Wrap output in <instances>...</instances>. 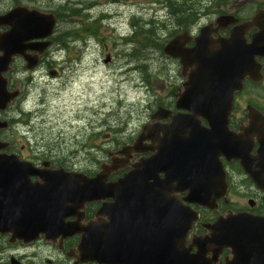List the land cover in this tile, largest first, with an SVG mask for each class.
I'll return each mask as SVG.
<instances>
[{"label":"water","instance_id":"obj_1","mask_svg":"<svg viewBox=\"0 0 264 264\" xmlns=\"http://www.w3.org/2000/svg\"><path fill=\"white\" fill-rule=\"evenodd\" d=\"M18 9L0 16V24L10 26V31L0 37L3 52L0 56V110L13 98L5 92L1 73L13 56L22 54V41L36 37H28L26 32L45 26L51 29L54 23L46 24L42 15ZM232 19L221 16L215 23L231 24ZM209 27L201 28L191 48L185 47L189 41L186 34L174 37L163 48L165 55L178 59L184 68H193L183 93L176 100V107L189 114L172 117L168 127L145 125L133 143V150L145 152L138 146L150 139L157 143L155 153L131 165V170L122 178L107 181L118 168L115 159H111L110 166L102 165L99 173L88 178L80 173L40 172L28 162L0 156V232L16 236L67 232L68 225L62 222L71 211L86 202L110 199L112 204L99 211V214H109L108 224L85 230L73 227V232L83 231L82 249L91 246L98 251L106 239L105 256L127 264H212L223 242L234 254V260L228 264H243L249 257L261 261L264 252L254 249L264 248V219H253L242 213L208 226L209 235L201 238L196 253L189 255L183 243L197 214L169 196L172 192H185L183 201L187 204L212 209L227 191L220 156L227 161L238 160L244 173L264 192V139L259 141L261 147L251 158L243 148L244 141L228 133L225 125L233 94L241 90L242 81L246 77L259 80L255 58L264 57V7L250 21L234 27L228 38L217 40V49L209 38ZM252 28L257 32L246 44L243 32ZM164 113L165 110L158 107L151 120L163 119ZM199 118L207 121L208 128L199 125ZM4 125L0 122V127ZM158 132L162 137H158ZM257 135L264 138L261 132ZM128 150L123 148L116 154L129 158ZM160 174L163 178H159ZM30 177H37L42 183H31ZM255 237L263 244L249 246V240ZM196 242L193 240L194 244ZM248 248L250 250L246 251ZM210 249L213 259L206 258ZM87 255L94 260L103 254L90 252Z\"/></svg>","mask_w":264,"mask_h":264},{"label":"flooded vegetation","instance_id":"obj_2","mask_svg":"<svg viewBox=\"0 0 264 264\" xmlns=\"http://www.w3.org/2000/svg\"><path fill=\"white\" fill-rule=\"evenodd\" d=\"M7 1L10 4L6 6L2 5L0 1V16L18 7L20 8L18 11H30L42 15L46 19V24L52 21L54 23L51 29L45 26L43 29L37 27L36 30L30 29L27 31L26 35L28 37H36L22 41V54L13 56L9 67L1 74L5 92L14 94V96L5 109L0 111V121L5 124L0 127V142L3 145V150H0V156L14 157L18 162H28L40 172L84 173L88 177H92L97 172L79 171L73 167L57 164L53 157L55 155L53 152H49V155H43L42 157H38L36 154H34L36 155L35 157L33 155L30 156L27 152H24L23 146L19 149L13 141V137H17L18 134L25 137L27 135L23 134L26 132L25 129L31 128L30 124L37 121L38 105L36 102H43V99H37L39 97L37 89L40 88L42 93H44L45 89L55 83L65 69L70 75H76L77 70L81 67V62L70 57L67 53L64 56L68 43H65L62 39L68 32L61 33L59 25L61 20L67 18L68 10L65 11L64 8L54 10L53 8L45 7L40 0ZM257 12L254 11V13L245 17L237 11H223L222 14L217 15L213 20L204 24H199V19L194 20L187 26L175 27L173 34L178 33L174 36L186 34L189 41L185 44V47L191 48L194 45V38L199 34L200 28L210 25L209 38L215 43L214 49H217V40L228 38L230 31L234 27L249 21ZM76 13L79 15L80 11H76ZM225 15L231 16L232 20L236 21L231 24L223 25L221 23L217 25L215 20L219 16ZM9 31V25L0 24V37ZM256 32L257 29L255 28L243 32V39L246 44L250 43ZM174 36L169 35L171 38ZM88 48L87 46L85 52H88ZM1 55L2 52L0 51ZM169 59L175 61L179 66V86L176 88V92L171 93V101L160 106L165 110L163 119L151 121L150 118L153 112L150 114L149 121L146 123L149 124V127H168L171 124L172 117L189 114L187 110L176 107V98L183 93L184 86L187 84L189 74H191L193 68H184L179 60ZM59 60H61L60 63L58 62ZM255 60L259 65V80L254 81L251 78L243 80L241 90L233 94L232 108L226 115L225 121L227 132L244 141L243 148L247 149L251 157L256 156V152L260 147L259 141L263 139L257 134L259 132L264 134V57H256ZM41 114L42 111L39 112L38 116L40 117ZM254 118L258 120V126L255 125L253 128V125L256 124ZM198 120L201 127H208L205 119L199 118ZM158 135V137H162L161 132H158ZM132 142L128 145H131ZM156 146L157 143L146 139L138 146V148L146 150L144 154H132L129 161L125 163L126 166L117 169L115 173L108 177L107 181L114 182L123 177L130 170L129 164H134L143 157H150L155 153L154 148ZM220 161L223 165L228 190L226 196L218 200L212 209L200 205H187L183 201L185 192H173L169 195L174 198L177 204L183 207L189 206L190 211L198 216L191 224L184 238L183 249L187 250L189 255L195 254L197 245L202 242L201 238L209 235L207 227L214 225L220 219H227L236 213L246 214L257 220L264 219V192L258 189L250 178L244 174L238 160L226 161L225 157L220 156ZM162 176L161 174L160 177ZM30 182L42 183L37 177H30ZM166 187H169V185ZM172 187L176 186L172 185ZM233 190H236V193L242 191L244 193L243 196L248 197L244 205L235 207V203L228 198L231 192L233 193ZM112 202L113 200L110 199L93 200L71 211L62 222L64 225H68L67 232H55L54 234L41 232L35 236L26 233L16 236L11 232H0V264H127L120 259L115 260L113 257L105 256L106 239L103 248H99L98 251L93 250L91 246H84L82 249L80 243L83 231L80 233L73 232V227L85 230V228L90 226L108 224L109 214L107 212L99 214V211L102 207H108ZM193 240H197L196 244L193 243ZM260 243L263 244L257 237L248 242L249 246H258ZM249 250L250 248L246 251ZM254 251L264 252V248H257ZM90 252L103 255L97 257L98 259L91 260L90 256L87 255ZM233 256L232 249L222 242L216 260L212 264H228L234 260ZM206 258L213 259L211 249L206 254ZM261 258L262 260L260 261L258 258L249 257L245 259L246 261L243 264H264V253ZM132 264H138V262Z\"/></svg>","mask_w":264,"mask_h":264},{"label":"rangeland","instance_id":"obj_3","mask_svg":"<svg viewBox=\"0 0 264 264\" xmlns=\"http://www.w3.org/2000/svg\"><path fill=\"white\" fill-rule=\"evenodd\" d=\"M0 1L4 6L10 4ZM187 1L188 5L202 4L200 0ZM40 2L54 10L69 4V8L80 11L79 15L72 13L61 20L59 27L61 33L68 32L63 37L68 43L64 56L67 53L77 59L81 67L76 75L65 69L44 93L37 89V99H43L36 102L37 121L25 129V137L18 134L13 141L30 156L53 152L57 164L95 173L109 162V153L134 141L150 114L169 103L171 93L176 92L178 64L166 57L162 48L146 44L142 36L135 35L139 29L133 28L138 25L151 30L156 43L164 46L170 34H178H173L175 20L168 15L171 9L162 0ZM260 5H264V0H234L222 12L213 8L204 11L199 24L213 20L223 11H237L246 17ZM131 32L132 42L127 44L123 36L129 37ZM236 192L233 190L228 198L239 207L248 197L242 191Z\"/></svg>","mask_w":264,"mask_h":264},{"label":"trees","instance_id":"obj_4","mask_svg":"<svg viewBox=\"0 0 264 264\" xmlns=\"http://www.w3.org/2000/svg\"><path fill=\"white\" fill-rule=\"evenodd\" d=\"M163 4L166 5L167 8H170L169 15L174 17V24L176 27L187 26L191 21H194L197 15V11H207L209 8H213L216 11H221L228 3L234 0H200L198 2H202L201 6L197 2H192L188 5L187 0H183V2H178L176 4L175 0H162ZM71 14H75L77 9H67ZM173 10V11H172ZM134 28H138L139 31L135 32V35L142 36L145 39L146 44L149 46L159 47L160 44L156 43V38L153 34H151V30H145L144 27H139L138 25H134ZM61 40V39H60ZM129 41L131 39H128Z\"/></svg>","mask_w":264,"mask_h":264}]
</instances>
